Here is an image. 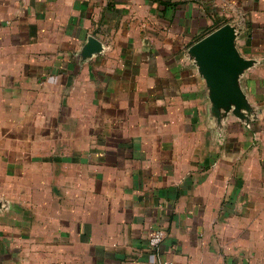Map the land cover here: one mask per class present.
I'll list each match as a JSON object with an SVG mask.
<instances>
[{"label": "crops", "instance_id": "obj_1", "mask_svg": "<svg viewBox=\"0 0 264 264\" xmlns=\"http://www.w3.org/2000/svg\"><path fill=\"white\" fill-rule=\"evenodd\" d=\"M227 24L249 125L187 55ZM164 263L264 264V0H0V264Z\"/></svg>", "mask_w": 264, "mask_h": 264}, {"label": "water", "instance_id": "obj_2", "mask_svg": "<svg viewBox=\"0 0 264 264\" xmlns=\"http://www.w3.org/2000/svg\"><path fill=\"white\" fill-rule=\"evenodd\" d=\"M239 37L240 30L237 26L224 25L194 44L187 55L206 82L212 104L211 113L217 121L220 122L232 114L249 125L256 111L247 99L241 79L256 62L239 53ZM102 51V44L91 37L81 57L90 59Z\"/></svg>", "mask_w": 264, "mask_h": 264}, {"label": "built area", "instance_id": "obj_3", "mask_svg": "<svg viewBox=\"0 0 264 264\" xmlns=\"http://www.w3.org/2000/svg\"><path fill=\"white\" fill-rule=\"evenodd\" d=\"M165 231L163 229H157L150 233L148 238V247L151 250H157L165 239ZM170 264V263H164Z\"/></svg>", "mask_w": 264, "mask_h": 264}]
</instances>
